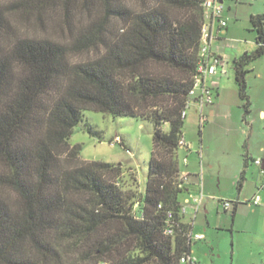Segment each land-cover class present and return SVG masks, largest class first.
Returning a JSON list of instances; mask_svg holds the SVG:
<instances>
[{
  "label": "trees",
  "instance_id": "obj_1",
  "mask_svg": "<svg viewBox=\"0 0 264 264\" xmlns=\"http://www.w3.org/2000/svg\"><path fill=\"white\" fill-rule=\"evenodd\" d=\"M137 1L134 10L82 0L89 22L69 44L19 35L8 16L44 28L58 9L67 25L74 0L0 4V264H188L180 260L195 241L180 213L178 150L182 111L195 101L204 9L202 0ZM250 23L256 48L233 62L244 115L246 67L264 55V14ZM89 50L95 58L68 59ZM84 111L152 123L144 193L118 185L120 165L82 160L69 143ZM249 162L244 153V168Z\"/></svg>",
  "mask_w": 264,
  "mask_h": 264
},
{
  "label": "rangeland",
  "instance_id": "obj_2",
  "mask_svg": "<svg viewBox=\"0 0 264 264\" xmlns=\"http://www.w3.org/2000/svg\"><path fill=\"white\" fill-rule=\"evenodd\" d=\"M92 1L95 2V0ZM120 1L134 10L140 6L137 0ZM14 2L15 0H0L2 5ZM228 5L231 6L232 12L236 10L243 16L249 10L264 9V0H225L223 6L226 8ZM93 9H95L94 6ZM8 17L19 35L49 37L66 44L71 43L79 29L89 22V18L82 10V0H74L71 20L67 25L62 23L63 17L58 9L45 14L42 20L44 28L38 26L33 19L24 20L14 13H10ZM113 25L120 27L116 20H112V27ZM238 33L240 37H225L223 40L213 38L211 42L213 41L214 46H218L217 50H220L222 55H230L233 45L236 44L235 39H244L249 34L247 30L244 32L238 30ZM6 45L8 46L9 42ZM95 57V51L91 50L68 53L71 63L83 62ZM262 58L254 61L252 65L263 64ZM247 85L249 90L250 82ZM254 93L259 95V98L253 111L250 106V112L244 115V111L239 106L242 118L247 120V124H238L239 122L236 121L230 125L227 120L212 122L209 117L200 124L195 112V103L191 102L186 110L182 134L187 145H192V148L190 152L178 150L179 168L180 172L186 170L182 163L186 158L189 169L198 170L199 173L202 170V179L194 175L190 176L189 186L192 195L197 196L198 185H201L204 197L202 206L195 217L193 211L189 210L190 205L187 206L188 212L185 215V221L192 224V234L201 236V239L192 243L191 246V258L196 264H260L264 261V207H259L260 213L252 215L244 200L246 194L252 195L258 191L257 185L262 177L259 174V168L249 162L244 175L245 180L240 184L241 171L238 170L240 166L242 167L243 160L232 151L233 136L241 131L245 132L244 140L247 144L250 143L258 147L257 149L260 148V144L264 146V119L258 116L259 106L264 109V91L254 89ZM231 97L230 94L228 98L231 99ZM236 98L241 105L239 96ZM86 126L91 127L93 135L86 131ZM164 130L167 131V127ZM153 131V125L149 121L125 116L113 118L99 112L84 111L83 120L73 129L69 143L80 146L79 155L82 160L120 165L118 185L123 190L134 189L136 192L144 193L152 151ZM116 137L122 140L125 148L118 143ZM200 145L203 149L201 166L198 164L197 155ZM184 196L188 197V194L181 193L179 200L182 201ZM261 196L264 197V191H261ZM224 202L231 205L229 211L223 210ZM234 204L238 212L232 218Z\"/></svg>",
  "mask_w": 264,
  "mask_h": 264
},
{
  "label": "crops",
  "instance_id": "obj_3",
  "mask_svg": "<svg viewBox=\"0 0 264 264\" xmlns=\"http://www.w3.org/2000/svg\"><path fill=\"white\" fill-rule=\"evenodd\" d=\"M220 4L222 5L223 12H222V17L227 21V25L224 28H219L217 24H214L213 26V33H214V38H217L219 40H223V38L228 37V38H233V37H240V33H238V30H242L243 32L247 30L249 32L248 37L245 36L244 39H235V43L233 45V49L231 51L230 55H222L220 53V50H217L218 46H214L213 41L210 43V52L211 55H214L218 58H220L221 63L218 66L217 74L215 76L209 77L205 81V85L208 86L212 90V95H213V100L211 104H204L201 108L196 105L195 112L197 116L199 117V122L200 124H203L204 121L209 117L210 121H215V120H227L230 125H233L234 122L237 121L238 124H247V120L242 118V104L239 105V102L236 98L237 95V86L235 83V74H234V68H233V62L238 59L241 55L244 53H251L255 50L256 48V33L254 29L252 28V25L250 23V17L255 16V15H260L264 14V9L261 11H257L256 9L249 10L248 12L244 13L243 16L238 13V11H231V6H227L226 8L223 6V3L225 0H219ZM237 9V8H236ZM231 22V24H229ZM264 29V28H263ZM215 47V49H214ZM263 57V58H262ZM261 58L264 61V55ZM260 58V59H261ZM253 63V62H252ZM250 63L247 67L246 70L248 71L246 75V86L249 84V90H247V95L250 101V104L252 106V110H254L257 102L259 95H256L254 93V89L256 90H262L264 91V63L261 65H255ZM248 89V88H247ZM229 93V94H228ZM231 94V99L228 98V96ZM255 104V105H254ZM241 109H240V107ZM204 109H206V113H204ZM258 116L260 118L264 119V109L259 106L258 110ZM186 118V117H185ZM246 120V121H244ZM236 136H233V141L232 144H234L233 148V153H236L237 156L242 157L243 164L242 167H239V172L244 170L243 174V181L245 180V172L246 168H244V153L246 155L253 159L254 161L259 160L260 165H257L255 163V166L259 168V174L262 177V180H259L258 183V191L252 195L246 194L244 196L245 203L248 204V210L249 213L252 215L260 213L258 210L259 207H264V197L261 196V191H264V146L261 144L258 147H255L251 145L250 143L247 144V142L244 140L245 139V132H236ZM227 134V133H226ZM185 146L184 148H180L183 151L190 152L192 148V145H187L186 139L183 136ZM244 148V153H243V148ZM246 147V148H245ZM202 147L200 145V148L197 151V155L199 157V166H201V159H202ZM186 159V158H184ZM183 159V160H184ZM187 164L185 165L183 173H187L190 176L194 175L198 177V179H202V170L199 171L195 169H189V163L188 160L186 159ZM249 164V163H248ZM248 166V165H247ZM212 168V166H210ZM240 172V174H241ZM243 183V182H242ZM190 184L188 183L186 186V189L188 190L189 193H191V188L189 186ZM202 190V186L198 185L197 193H199ZM185 193V192H183ZM187 194V193H186ZM193 194V193H191ZM255 197L259 198V204L258 205H253V201ZM187 197L184 196L181 202L185 201ZM204 197L201 201V204L199 207L195 208L191 206L189 210L193 211L194 217L196 213L198 212L199 208L202 206ZM224 210V206H223ZM229 211V210H224ZM188 212V208L186 209V214ZM238 212V208L235 205L234 208V213L233 217L234 218L236 213ZM185 214V215H186ZM260 264H264V261Z\"/></svg>",
  "mask_w": 264,
  "mask_h": 264
},
{
  "label": "built area",
  "instance_id": "obj_4",
  "mask_svg": "<svg viewBox=\"0 0 264 264\" xmlns=\"http://www.w3.org/2000/svg\"><path fill=\"white\" fill-rule=\"evenodd\" d=\"M202 6L204 9V21L201 27V43L199 49L200 60L198 62L197 72L193 76V88L189 91V97L195 101L193 103L197 104L200 108L204 104H211L213 100L212 90L206 86L205 81L207 78L215 76L218 72L217 68L221 63L220 58L211 55L210 52V43L214 38L213 26L217 24L218 27L224 28L227 25V21L223 19L222 12L223 8L219 0H202ZM191 102L189 101L186 104L185 109L182 111L181 116L186 117V110L190 107ZM116 141V140H115ZM180 148H184L185 143L184 139L180 142ZM184 166L187 164L186 159L182 161ZM257 165H260V161L256 160L254 162ZM178 187L185 189V193L188 194V197L185 201L181 202L180 213L186 214V209L188 205H191L195 208L199 207L203 199L202 190L197 193L198 195H192L186 189L187 184L189 183V175L187 173L180 172L178 179ZM253 205L259 204V198L255 197L252 202ZM138 204V203H137ZM137 204L135 206H137ZM224 210H229L231 205L228 202L222 203ZM171 214H168L170 217ZM173 232L171 229L166 230V234L171 235ZM190 238L193 241H198L201 239V236L198 234H190ZM181 263L195 264V260L191 256H184L181 258Z\"/></svg>",
  "mask_w": 264,
  "mask_h": 264
}]
</instances>
